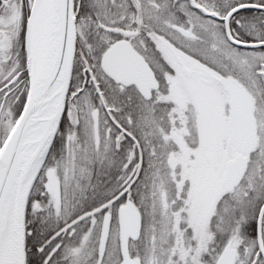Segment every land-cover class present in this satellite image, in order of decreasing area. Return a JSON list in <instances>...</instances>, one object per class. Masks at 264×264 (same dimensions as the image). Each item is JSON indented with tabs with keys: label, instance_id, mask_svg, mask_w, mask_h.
<instances>
[{
	"label": "snow or ice",
	"instance_id": "obj_1",
	"mask_svg": "<svg viewBox=\"0 0 264 264\" xmlns=\"http://www.w3.org/2000/svg\"><path fill=\"white\" fill-rule=\"evenodd\" d=\"M0 264H264V0H0Z\"/></svg>",
	"mask_w": 264,
	"mask_h": 264
}]
</instances>
